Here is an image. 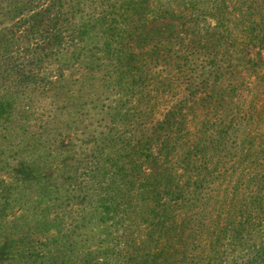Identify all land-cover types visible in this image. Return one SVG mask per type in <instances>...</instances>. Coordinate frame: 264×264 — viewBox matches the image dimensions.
Returning a JSON list of instances; mask_svg holds the SVG:
<instances>
[{"label":"trees","instance_id":"trees-1","mask_svg":"<svg viewBox=\"0 0 264 264\" xmlns=\"http://www.w3.org/2000/svg\"><path fill=\"white\" fill-rule=\"evenodd\" d=\"M263 42L264 0H0V111L33 91L59 115L75 70H236L240 50ZM136 78L132 98L139 81L144 93L151 86ZM212 94L225 107L205 122V147L185 120L196 103L174 100L162 122L79 169L80 184L55 187L80 212L43 231L59 235L44 246L48 264H264V88ZM49 130L52 154L40 161L53 166L61 129Z\"/></svg>","mask_w":264,"mask_h":264},{"label":"rangeland","instance_id":"rangeland-1","mask_svg":"<svg viewBox=\"0 0 264 264\" xmlns=\"http://www.w3.org/2000/svg\"><path fill=\"white\" fill-rule=\"evenodd\" d=\"M236 59L239 65L236 70H187V73H183L184 70H75L61 90L62 102L58 106L63 117L55 115L51 100H31L33 91L23 102L18 101L8 110L2 109L0 264H48L44 246L48 240L59 243V235L57 231H51L46 239L43 231L53 228L52 219L64 226L72 218H78L80 212L75 207L65 208L68 201L56 194L55 187L65 191L68 184H80L79 169L95 166L98 154L108 155L109 149H116L122 140L139 137L149 128L146 122H162L166 106H171L174 100L196 103L191 104L185 120L190 133L202 138L199 146L204 145L205 122L222 117L225 107V102L217 106L212 94L214 88H237L245 94L247 88H264V70L257 75L258 70L252 69L264 64V42L257 44V48L245 46ZM129 75H136L137 81L148 76L151 79L148 93L143 91L144 81H139L135 85V96L130 97ZM257 76L263 77L262 80L256 79ZM48 79L56 82L54 74ZM72 79L77 83L73 84ZM38 86L37 92H40L42 84ZM172 86L179 89L177 97H161L160 91ZM188 88L196 92V98L188 96L190 93L183 94ZM144 97L152 102H146ZM232 103L240 107L237 99H232ZM52 123L61 129L56 142L58 150L63 149L62 156L53 166L40 161L45 154H52L47 151ZM35 142L38 145H34ZM162 150L157 143L151 147V153L157 158ZM3 195L5 198L2 199Z\"/></svg>","mask_w":264,"mask_h":264}]
</instances>
